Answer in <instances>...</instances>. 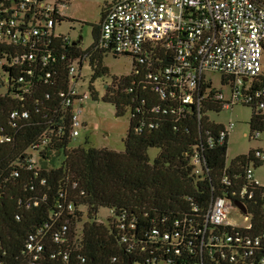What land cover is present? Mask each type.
Segmentation results:
<instances>
[{"label":"built area","instance_id":"obj_1","mask_svg":"<svg viewBox=\"0 0 264 264\" xmlns=\"http://www.w3.org/2000/svg\"><path fill=\"white\" fill-rule=\"evenodd\" d=\"M70 1L0 0V101L5 107L0 203L11 197L21 211L47 203L41 166L52 168L64 138L73 143L81 134L84 104L96 92L92 86L82 90L83 69L90 67L95 52L132 56L133 81L121 87L118 80L113 88L124 95L121 106L136 120L137 134L159 128L166 116L176 124H195L193 141L183 153L191 176L210 175L207 151L228 144L235 126L233 121L204 125L206 109L214 110L209 106L229 110L242 104L264 118V0H111L99 36L87 49L57 28L67 20L62 10ZM214 74L221 76L220 88ZM252 137L259 138L260 131ZM245 155L241 173L226 166L221 176L231 188H220L205 205L187 196L185 207L154 214L127 209L119 216L110 209L105 221H96L108 224L114 218L126 264H264V228L254 226L256 205L264 203V184L254 169L264 161V152L252 149ZM76 187L56 191L49 218L21 247L22 264H87L78 253L82 225L72 223L75 210L82 208L74 201ZM234 208L246 225L232 220ZM136 211L148 217L147 225ZM15 218L21 220V213ZM7 255L0 242V264H8Z\"/></svg>","mask_w":264,"mask_h":264},{"label":"trees","instance_id":"obj_2","mask_svg":"<svg viewBox=\"0 0 264 264\" xmlns=\"http://www.w3.org/2000/svg\"><path fill=\"white\" fill-rule=\"evenodd\" d=\"M98 36L99 33L96 39ZM78 50L84 53L81 48ZM102 55L95 52L90 57V67L96 71V75L107 73V69L101 66ZM133 79V74L123 76L119 79L121 81L119 86L123 87V84L127 86ZM113 85L115 86L116 83L110 84L104 99L114 103L117 113L122 114L125 108L121 106L120 97L124 95L116 91ZM95 98L97 92L93 94L92 99ZM123 102L125 103L124 100ZM209 107L216 113L221 111L218 104ZM4 109L0 101V119L1 111ZM207 111L208 108L206 114ZM134 124L136 120H131L123 151L97 148L89 145L88 141L85 145L73 146L71 140L65 137L58 150V154H63L60 166L52 168H48L45 164L41 166V172L48 181L43 187L48 188L49 199L46 204L21 211L17 208L15 199L6 197L2 200L0 242L8 251L6 256L8 264H22L21 247L27 235L49 218L50 208L59 188H72V185L77 183L76 190L74 189L76 196L74 201L77 208H82L75 210L76 217L72 223L73 226H77L78 223L82 225L83 246L78 253L86 256L87 264H126L128 261L123 255L124 246L117 235L115 222L112 223L114 218H109L108 224L96 221L97 216L93 213L97 214L99 207L106 206L112 209L116 216L127 209H144L143 212L154 214L158 211L163 212L164 209H177L178 206L183 205L185 207L187 196H191L198 204L205 205L213 194L221 193L220 188H231L221 182V176L228 166L227 143L207 151L208 164L211 167L209 176L205 178L191 176L188 160L183 153L196 133L193 122L187 125L176 124L172 117L166 116L163 117L159 128L141 134L134 131ZM203 124L211 127L219 126L215 121H211L208 115L203 119ZM185 127L190 132H186ZM250 127L252 131L264 130V118L253 112ZM36 133L37 130L28 133V145L34 140ZM155 147L159 148L160 152L151 160L148 151ZM246 163V155H240L227 169L235 174L241 173V168ZM212 188H216V192H213ZM81 190L84 194H80ZM259 203L256 205L254 216L256 229L264 228L262 206L264 203L261 201ZM17 213H21V220L15 218ZM135 214H138L142 224L149 223L148 217L142 216L143 213L136 211ZM114 256L118 257L116 262H113Z\"/></svg>","mask_w":264,"mask_h":264},{"label":"rangeland","instance_id":"obj_3","mask_svg":"<svg viewBox=\"0 0 264 264\" xmlns=\"http://www.w3.org/2000/svg\"><path fill=\"white\" fill-rule=\"evenodd\" d=\"M111 0H71L66 8L62 11L67 18L62 24H58L57 28L69 34L72 38L82 36V47L87 48L93 42L92 29L93 26L100 22L101 14ZM101 66L107 69L106 74L96 75V71L86 65L83 69L82 90L89 92V87L97 92V98H90L84 104V111L81 120L85 123L80 128V136L73 142V146L85 145L88 141L89 145L97 148H108L116 151L125 149V137L130 128V113L126 109L122 114L117 113L114 103L104 99V90L102 86L104 81L117 83L123 76H128L132 72L133 58L125 54H103L101 56ZM217 88H220L219 74L211 76ZM107 84V86H108ZM251 106L242 104L235 105L232 109H223L219 113L209 111L207 114L211 121L216 123H228L233 121L235 126L230 133L227 145L226 164L230 163L238 156L247 154L252 149H260L264 152V130H260V137L255 139L252 137L250 120L253 114ZM36 157L38 153L30 150ZM160 152L159 148H150L148 153L153 160ZM63 154H54L51 167H57L61 164ZM255 177L264 183V161L254 169ZM111 211L106 206H101L96 215L99 220L105 221ZM232 220H235L239 225H246L243 215L237 208L231 211ZM88 218V217H87ZM85 220V219H84ZM89 220V219H88ZM107 223V222H106ZM79 227L81 224H77Z\"/></svg>","mask_w":264,"mask_h":264},{"label":"flooded vegetation","instance_id":"obj_4","mask_svg":"<svg viewBox=\"0 0 264 264\" xmlns=\"http://www.w3.org/2000/svg\"><path fill=\"white\" fill-rule=\"evenodd\" d=\"M103 13H104V11L102 12L101 17H102V15H103ZM99 24H100V22L97 23V24H95V25L93 26V29H92L93 42H92V43L89 45V47H87V48H91V47L93 46V44H94V42H95V40H96V35L99 33V30H100ZM76 40H77V43H78V44H81V46H82V41H83V40H82V36L79 35V37L76 38ZM82 48H83V47H82ZM87 48H86V49H87ZM104 83H107V84H108L109 82L104 81ZM109 88H110V84H108V86H107V88L104 90V92L108 91Z\"/></svg>","mask_w":264,"mask_h":264},{"label":"water","instance_id":"obj_5","mask_svg":"<svg viewBox=\"0 0 264 264\" xmlns=\"http://www.w3.org/2000/svg\"><path fill=\"white\" fill-rule=\"evenodd\" d=\"M107 88V84H104L103 86H102V89H106ZM235 204L237 205V206H239V208L241 209V210H243V212H246V209L244 208V206L239 202V201H235ZM96 214V213H95Z\"/></svg>","mask_w":264,"mask_h":264},{"label":"crops","instance_id":"obj_6","mask_svg":"<svg viewBox=\"0 0 264 264\" xmlns=\"http://www.w3.org/2000/svg\"><path fill=\"white\" fill-rule=\"evenodd\" d=\"M104 11V10H103ZM102 18V17H101ZM256 167V166H255ZM255 174V173H254ZM257 178V177H256ZM258 179V178H257ZM261 182V181H260ZM262 183V182H261ZM264 184V183H263Z\"/></svg>","mask_w":264,"mask_h":264}]
</instances>
